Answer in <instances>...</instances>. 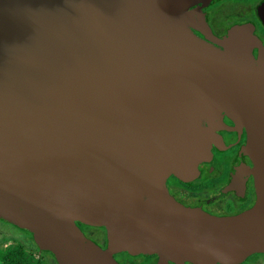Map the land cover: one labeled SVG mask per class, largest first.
I'll return each instance as SVG.
<instances>
[{"label":"water","instance_id":"1","mask_svg":"<svg viewBox=\"0 0 264 264\" xmlns=\"http://www.w3.org/2000/svg\"><path fill=\"white\" fill-rule=\"evenodd\" d=\"M209 1L0 0V221L58 264L264 253V59L241 28L218 48L190 32ZM225 117L246 131L256 200L213 216L166 181L197 177ZM77 222L106 227L109 249Z\"/></svg>","mask_w":264,"mask_h":264},{"label":"flooded vegetation","instance_id":"2","mask_svg":"<svg viewBox=\"0 0 264 264\" xmlns=\"http://www.w3.org/2000/svg\"><path fill=\"white\" fill-rule=\"evenodd\" d=\"M199 7L206 26L190 28L196 38L218 48L217 41L233 29L241 28L246 36L240 40L248 42L253 58L264 59V0H210L206 6L200 4ZM216 138L217 145H212L211 158L199 165L195 179L182 182L171 176L166 181V187L170 196L185 207L199 209L213 216H236L252 208L256 200L254 179L250 175L252 163L241 153L247 140L246 131L225 117L224 127L216 131ZM76 226L99 249H109L106 227L80 222ZM0 228L21 235L20 238H2L0 252L14 246L7 255L13 260L14 256H18L20 264H32V255L39 259L40 264H58L51 253L39 252L28 232L2 221ZM4 255L0 254L3 262ZM111 257L116 264H176L162 260L157 254L118 251L113 252ZM237 264H264V253L252 254Z\"/></svg>","mask_w":264,"mask_h":264},{"label":"rangeland","instance_id":"3","mask_svg":"<svg viewBox=\"0 0 264 264\" xmlns=\"http://www.w3.org/2000/svg\"><path fill=\"white\" fill-rule=\"evenodd\" d=\"M4 237H16V238H20L21 235L19 233H13L10 229H6V228H0V240ZM10 247V248H9ZM8 248H5V249H2L0 254H5L3 256V259H5L4 257L12 251V249L14 248V246H9ZM9 256V255H7ZM6 256V257H7ZM32 259V264H40V261L39 259L35 256V255H32L31 257ZM4 262L2 260H0V264H3Z\"/></svg>","mask_w":264,"mask_h":264},{"label":"trees","instance_id":"4","mask_svg":"<svg viewBox=\"0 0 264 264\" xmlns=\"http://www.w3.org/2000/svg\"><path fill=\"white\" fill-rule=\"evenodd\" d=\"M21 259L18 256H14V260L12 257L7 256L4 259V264H20Z\"/></svg>","mask_w":264,"mask_h":264}]
</instances>
